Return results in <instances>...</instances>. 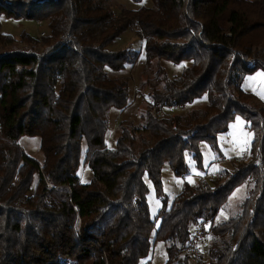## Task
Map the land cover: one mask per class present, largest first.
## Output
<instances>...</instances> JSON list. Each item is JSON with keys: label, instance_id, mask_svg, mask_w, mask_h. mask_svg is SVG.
Listing matches in <instances>:
<instances>
[{"label": "trees", "instance_id": "obj_1", "mask_svg": "<svg viewBox=\"0 0 264 264\" xmlns=\"http://www.w3.org/2000/svg\"><path fill=\"white\" fill-rule=\"evenodd\" d=\"M152 3L116 15L104 0H0V17L49 28L40 40L24 32L28 47L0 53V264H141L158 241L167 244L168 264H192L198 223L210 224L214 240L206 264H264V103L242 88L246 75L264 70V0ZM133 28L145 39L148 68L156 67L154 107L138 125L124 121L110 149V113L127 107L129 79L105 69L122 70L140 52L109 47ZM15 41L0 34V46ZM163 60L190 64L175 79ZM204 96L201 110L157 113ZM238 115L254 134L248 159L212 184L187 183L169 203L164 165L187 175L190 156L203 171L201 143L222 157L219 134ZM23 136H40L42 162L22 148ZM82 161L90 182L79 176ZM146 177L162 202L158 226ZM247 182L241 213L215 223Z\"/></svg>", "mask_w": 264, "mask_h": 264}, {"label": "rangeland", "instance_id": "obj_2", "mask_svg": "<svg viewBox=\"0 0 264 264\" xmlns=\"http://www.w3.org/2000/svg\"><path fill=\"white\" fill-rule=\"evenodd\" d=\"M105 4L114 9L115 14H119L122 8L138 9L143 6H152V0H104ZM24 32L40 40L43 32L45 35L49 33L47 21H34L26 19H7L0 17V34H9L16 39L12 44L0 46V53L15 47L23 49L28 47L27 42L22 38ZM130 48L140 52V57L137 62L127 65L122 70H111L106 68L105 72L111 77H127L129 79V102L123 110L112 109L109 117V129L107 132V146L113 149L116 146L117 140L122 132L123 122L129 121L138 125L141 122V115L146 112L147 108L153 106L149 96L150 82L156 78V67L151 71L146 64L145 58V39L141 36L137 28L126 31L122 34L109 49L119 50ZM37 49L42 51L40 43L37 44ZM190 62L174 64L171 61L163 60L161 65L167 70L169 77L179 79L182 75L183 68L189 65ZM242 88L248 93L256 95V99L264 103V70L259 69L253 74L246 75ZM208 103L206 96L195 100L192 104L185 108H164L157 112L159 115L169 116L171 113H179L186 115L192 110H201ZM253 131L248 127V122L244 117L238 115L230 124L228 131L219 134V145L222 157L213 150L210 143L203 141L201 150L203 153L204 170H199L194 164L190 156L187 157L190 172L184 176H177L170 165L166 163L162 169V180L164 183V191L169 199V203L183 191L187 183L190 184H212L214 179L221 175L223 169H232L234 162L246 160L249 157L250 145L253 140ZM20 144L25 152L39 160L43 161V153L41 151L40 136H23L20 139ZM85 152V146H84ZM84 159V155H83ZM79 176L82 182H90L93 177V172L84 161L79 169ZM39 176L36 175L33 190L38 181ZM146 182L149 186L148 202L152 218L155 219L156 225H159L157 219L158 211L161 208V199L157 196L153 183L146 177ZM251 183L247 182L244 185L238 186L231 194L228 202L220 209L215 223L223 222L231 217L238 216L242 210V202L248 195ZM32 190V192H33ZM210 224H196L191 227L192 237L197 233H202V236L195 242L199 249L198 254L193 256L190 254L192 264H206L210 260L209 249L213 244V237L209 232ZM218 242V241H217ZM167 244L165 241H158L150 250L147 258L141 261V264H168ZM170 264H180L175 261Z\"/></svg>", "mask_w": 264, "mask_h": 264}, {"label": "built area", "instance_id": "obj_3", "mask_svg": "<svg viewBox=\"0 0 264 264\" xmlns=\"http://www.w3.org/2000/svg\"><path fill=\"white\" fill-rule=\"evenodd\" d=\"M41 36L45 35V32L41 33ZM202 236V233H197L195 236L192 237L191 242H190V254L193 256V254L197 255L199 252L198 247L196 246L195 242Z\"/></svg>", "mask_w": 264, "mask_h": 264}]
</instances>
